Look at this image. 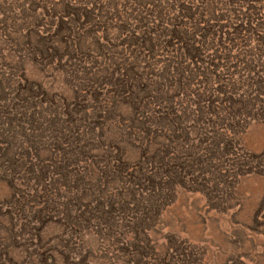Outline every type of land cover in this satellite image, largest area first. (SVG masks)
<instances>
[{"label": "rangeland", "instance_id": "rangeland-1", "mask_svg": "<svg viewBox=\"0 0 264 264\" xmlns=\"http://www.w3.org/2000/svg\"><path fill=\"white\" fill-rule=\"evenodd\" d=\"M0 264H264V0H0Z\"/></svg>", "mask_w": 264, "mask_h": 264}]
</instances>
